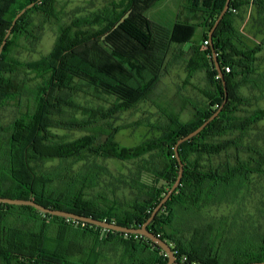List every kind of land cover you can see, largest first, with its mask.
<instances>
[{"label":"trees","instance_id":"obj_1","mask_svg":"<svg viewBox=\"0 0 264 264\" xmlns=\"http://www.w3.org/2000/svg\"><path fill=\"white\" fill-rule=\"evenodd\" d=\"M138 1L120 0L111 8L59 24L48 53L21 61L13 55L21 39L35 45L41 35L42 24H33L31 14L41 15L42 22L59 20L56 0H0V45L16 14L35 2L13 26L0 56V107L26 92L32 97L25 111L6 126L0 124V196L32 199L47 208L126 227L141 226L177 178L176 142L207 120L225 99L223 79L212 59L214 50L224 74L226 102L198 135L178 146L183 165L180 184L147 228L170 244L181 264L264 263V225L259 231L252 227L250 235L240 228L237 237L227 242L223 219L202 218L208 206L235 202L252 174L264 175V147L245 142L248 131L264 121V108L245 113L250 98L240 94L241 86L255 74L254 64L264 48V36L259 44L245 46L235 26L239 10L252 4L262 16L258 31L264 34V0H230L211 43L208 32L226 0H186L185 11L179 13L171 28H162L165 35L161 43L165 48L172 43L191 44L188 77L197 70L205 71L207 84L199 89L203 100L188 102L193 111L188 121H183L178 112L159 108L166 118L162 126H153L159 135L127 148L115 140L125 125L99 124L100 120L114 118L115 110L121 107L113 104L114 108H89L79 104L75 96L84 91L80 86L85 85L128 105L152 90L162 60L151 53L155 44L151 23L127 15L130 9H139ZM197 28L202 29L201 43L192 42ZM111 32L128 50L114 48V63L91 57L85 46L96 39H108ZM204 40H208L207 45ZM227 66L229 72H225ZM34 79L37 82L29 89L28 81ZM57 128L85 134L64 141L52 131ZM230 150L234 151L232 160L229 157L216 164L203 163L205 157ZM100 158L135 162V171L123 180L131 194L124 201L107 195L104 188L114 194L108 184L101 187L102 176L110 173L98 163ZM54 159L71 160L70 166L82 164L74 170L70 166L46 169L44 163ZM225 247L228 251L223 256ZM167 261L166 253L147 237L43 213L28 205L0 203V264Z\"/></svg>","mask_w":264,"mask_h":264},{"label":"rangeland","instance_id":"obj_2","mask_svg":"<svg viewBox=\"0 0 264 264\" xmlns=\"http://www.w3.org/2000/svg\"><path fill=\"white\" fill-rule=\"evenodd\" d=\"M119 1L56 0L55 7L59 12V20L53 19L50 22H42L41 15L32 13V23L37 27L42 24L40 39L33 45L22 38L13 51L14 57L21 61L39 58L52 49L59 24L68 23L75 17L91 15L94 12L98 13L106 8H111L114 3ZM185 2L186 0H141V2H137L139 9H130L127 13L129 16L137 18L139 22L146 19L151 23L155 37V44L151 53L154 58L159 60L160 57L162 60V66L160 65L153 88L145 98L125 105L115 101L113 95L98 94L91 87L85 85L80 86L84 91L75 96V100L79 104L89 108H114L113 104L121 107L115 110L114 118H108L107 121L100 120L99 124L125 125L126 128L120 130L115 136V140L123 147L130 148L148 138L159 135V130L153 126H162L166 123V118L159 108L178 112L183 121H188L193 116L192 107L188 102L197 103L203 100L199 89L206 87L205 71L197 70L188 77L187 63L191 55L189 49L191 44L172 43L165 48L161 43L165 35L162 28H171L179 13L185 11ZM86 27H83V29H86ZM257 29L258 27L255 28V31ZM111 31H114V28ZM251 32L248 30L250 35L245 33L242 37L245 46L253 47L259 44L262 36H264V34H258V30L256 34ZM111 33L108 39H96L95 42H90L85 46V50H88L91 57H98L104 62L114 63L115 61L111 56L114 48L128 50L124 46V42L118 40V35ZM192 42L201 43L199 29H196ZM256 57L255 74L252 75L248 84L242 85L240 88V94L250 98V104L244 107L245 113L249 110L251 112L257 108H264V48ZM148 75L150 76L149 73L145 74L146 77ZM28 77H33V74H29ZM36 82L35 79L28 81L29 89H32ZM28 103H32V97L29 92H26L21 95L20 99L13 100L4 107H0V124L3 126L9 124L20 112L26 110L25 106ZM75 115L81 117L80 113ZM52 131L61 136L64 141H71L85 134V131L76 129L57 128ZM245 142L264 147V121L257 123L248 131ZM233 154L234 151L230 150L228 153H222L212 158L205 157L203 163L212 162L216 164L229 157L232 160ZM243 156L245 157L246 154H243ZM70 161L54 159L45 162L44 167L46 169L69 168ZM97 161L99 164L106 166L110 173L101 178V187H106L108 184V187L114 191L113 194L108 188H104L107 195L109 197L115 195L121 201L130 197L129 189L125 186L123 180H126L131 172L135 171V162H122L113 158H100ZM81 164L82 162L72 163L70 169H77ZM113 185L115 186L113 187ZM202 218L223 219L225 223V233L223 235L227 237V242H232L237 237V231L240 228L245 229L247 235H250L252 227L259 231L260 227L264 225V175L252 174L235 202L208 206L202 213ZM227 251L225 247L221 251L222 255H226ZM106 264L114 263L107 262Z\"/></svg>","mask_w":264,"mask_h":264},{"label":"water","instance_id":"obj_3","mask_svg":"<svg viewBox=\"0 0 264 264\" xmlns=\"http://www.w3.org/2000/svg\"><path fill=\"white\" fill-rule=\"evenodd\" d=\"M229 4H230V0H226L223 9L221 10V12L218 15L217 19L215 20L213 26L211 27L210 31L208 32V39H209L210 43L212 41V34H213L215 28L218 26V24L221 21V19L223 18L224 14L227 12V10L229 8ZM34 5H35V2H31L30 4L26 5L23 9H21L16 14V16L14 17V19H13V21L11 23V26L7 30L6 34L4 35V38H3L2 43L0 45V56H1L2 49H3V47H4V45H5L6 41H7V38L9 37V35L11 33V30H12L13 26L16 24L17 20L28 9H30ZM212 59H213L214 66H215L219 76L223 79V87H224V90H225V99H224L222 105L216 111H214V113L207 120H205L195 130L191 131L190 133H188L184 137L178 139V141L176 142V145L174 146V153H175L176 159H177L178 164H179V171H178L177 178H176L175 182L173 183V185L171 186V188L169 189V191L160 200V202L156 205V207L151 212V214L148 217V219L141 226H139V227H126V226H122V225H119V224L111 223V222L106 221V220H101V219L90 217V216L79 215V214L74 213V212L47 208V207L37 203L36 201H34L32 199H19V198L13 199V198H10V197H2V196H0V203L11 204V205H28V206L34 207L35 209H37L38 211L43 212V213H48V214H51V215H56V216L65 217V218H71L73 220H78V221H81V222H84V223L93 224V225L102 227L104 229H110V230L123 232V233H129V234H138V235L147 237L148 239H150L151 241L156 243L166 253L167 258H168V261H167L166 264H181V263H179L176 260V257L174 255V252L171 249L170 244H168L165 240H162L160 237L156 236L154 233H152L150 230H148L147 226L153 220L154 216L157 214V212L162 207V205L170 198L172 193L175 191V189L180 184L181 177H182V174H183V165H182V162L180 160V156L178 154V146L181 143H183L185 141H188L192 137L198 135L205 128V126L218 115V113L223 108L224 103L226 102L227 91H226V83L224 81V74H223V72H222V70L220 68V65H219V62H218V59H217V55H216L214 50H212ZM250 264H256V263H250ZM260 264H264V263H260Z\"/></svg>","mask_w":264,"mask_h":264},{"label":"crops","instance_id":"obj_4","mask_svg":"<svg viewBox=\"0 0 264 264\" xmlns=\"http://www.w3.org/2000/svg\"><path fill=\"white\" fill-rule=\"evenodd\" d=\"M261 18L262 16L261 17L259 16L256 7L252 4H248L247 6L239 10V16L236 18L235 26L237 30L242 34V37L244 36L245 33L246 35L249 34L248 30L252 31L251 32L252 34L254 33L256 34L257 30L261 29V27H258V23H260ZM256 27H258V29L255 31ZM197 29H199L200 33L202 34V29L201 28H197Z\"/></svg>","mask_w":264,"mask_h":264},{"label":"built area","instance_id":"obj_5","mask_svg":"<svg viewBox=\"0 0 264 264\" xmlns=\"http://www.w3.org/2000/svg\"><path fill=\"white\" fill-rule=\"evenodd\" d=\"M203 43L205 44V45H207L208 44V40H204L203 41ZM229 66H227V67H225V72H229ZM185 259V257L183 258V260Z\"/></svg>","mask_w":264,"mask_h":264}]
</instances>
